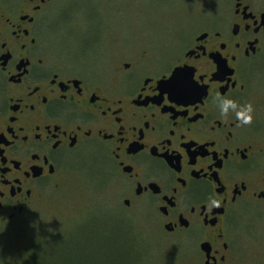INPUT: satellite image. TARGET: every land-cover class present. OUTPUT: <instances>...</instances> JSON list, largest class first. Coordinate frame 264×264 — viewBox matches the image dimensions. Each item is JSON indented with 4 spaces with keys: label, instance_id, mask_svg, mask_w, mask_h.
<instances>
[{
    "label": "flooded vegetation",
    "instance_id": "flooded-vegetation-1",
    "mask_svg": "<svg viewBox=\"0 0 264 264\" xmlns=\"http://www.w3.org/2000/svg\"><path fill=\"white\" fill-rule=\"evenodd\" d=\"M60 1L0 0V237L98 145L128 182L126 206L154 213L202 264H227L245 235L264 250V89L250 75L264 59V0H207L166 34H179L166 65L151 62L158 42L141 43L107 73L56 58L43 29ZM223 97L251 102L252 121L223 114Z\"/></svg>",
    "mask_w": 264,
    "mask_h": 264
},
{
    "label": "rangeland",
    "instance_id": "rangeland-1",
    "mask_svg": "<svg viewBox=\"0 0 264 264\" xmlns=\"http://www.w3.org/2000/svg\"><path fill=\"white\" fill-rule=\"evenodd\" d=\"M206 1L61 0L48 13L43 35L56 58L70 65L82 60L107 73L141 43L158 42L152 49L161 58L151 62L162 66L179 39L178 32L166 34L195 22ZM255 63L250 75L261 92L264 59ZM127 184L98 145L74 155L26 226L0 237L1 264H202L200 250L165 232L154 213L126 206ZM242 244L227 264H264L258 236L245 235Z\"/></svg>",
    "mask_w": 264,
    "mask_h": 264
},
{
    "label": "clouds",
    "instance_id": "clouds-1",
    "mask_svg": "<svg viewBox=\"0 0 264 264\" xmlns=\"http://www.w3.org/2000/svg\"><path fill=\"white\" fill-rule=\"evenodd\" d=\"M230 109L234 110L236 117L242 118L245 123H250L253 119V105L251 102L241 104L235 98L223 97L221 103V112L227 115Z\"/></svg>",
    "mask_w": 264,
    "mask_h": 264
},
{
    "label": "snow or ice",
    "instance_id": "snow-or-ice-1",
    "mask_svg": "<svg viewBox=\"0 0 264 264\" xmlns=\"http://www.w3.org/2000/svg\"><path fill=\"white\" fill-rule=\"evenodd\" d=\"M168 90L172 92V97L173 95H175L178 98L181 92V87L178 85H174L173 87H170Z\"/></svg>",
    "mask_w": 264,
    "mask_h": 264
},
{
    "label": "water",
    "instance_id": "water-1",
    "mask_svg": "<svg viewBox=\"0 0 264 264\" xmlns=\"http://www.w3.org/2000/svg\"><path fill=\"white\" fill-rule=\"evenodd\" d=\"M179 78H180V74L177 70H175L173 75L170 78V82L172 81L171 83H179V81H180ZM0 264H1V262H0Z\"/></svg>",
    "mask_w": 264,
    "mask_h": 264
}]
</instances>
